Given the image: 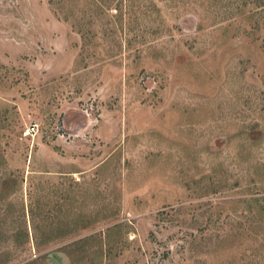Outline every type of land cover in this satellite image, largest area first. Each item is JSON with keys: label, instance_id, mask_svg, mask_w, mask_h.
Returning <instances> with one entry per match:
<instances>
[{"label": "rangeland", "instance_id": "1", "mask_svg": "<svg viewBox=\"0 0 264 264\" xmlns=\"http://www.w3.org/2000/svg\"><path fill=\"white\" fill-rule=\"evenodd\" d=\"M0 264H264V0H0Z\"/></svg>", "mask_w": 264, "mask_h": 264}, {"label": "built area", "instance_id": "2", "mask_svg": "<svg viewBox=\"0 0 264 264\" xmlns=\"http://www.w3.org/2000/svg\"><path fill=\"white\" fill-rule=\"evenodd\" d=\"M31 129H33V127L31 126Z\"/></svg>", "mask_w": 264, "mask_h": 264}]
</instances>
